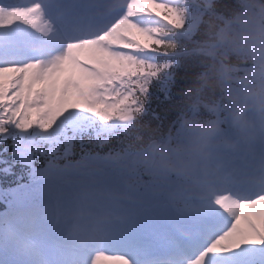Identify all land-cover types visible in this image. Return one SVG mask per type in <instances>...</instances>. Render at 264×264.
I'll use <instances>...</instances> for the list:
<instances>
[{"label":"rangeland","instance_id":"rangeland-1","mask_svg":"<svg viewBox=\"0 0 264 264\" xmlns=\"http://www.w3.org/2000/svg\"><path fill=\"white\" fill-rule=\"evenodd\" d=\"M140 2H142L143 4L146 3L145 4L146 7H147V3L149 4V2L147 0H140ZM206 3H207V5H210L211 4L208 0H206ZM158 9H160V10L162 9L164 12L167 11V13H166L167 17L173 19L171 21V23L174 24V25H176V27L180 31H183L184 28H186L187 30H190L192 28V23L193 22L189 21L190 23H186L181 18L182 16L180 15L179 12H176L175 13L172 10L164 9L162 6L161 7H158ZM252 75L254 77H256V72H254ZM106 104H107V102L104 103V105H105L104 107H100V108L94 110L95 113L93 115H94L95 119L98 120V122H99L98 124L100 125L101 128H105L106 130L110 131L108 122H104L103 120L102 121H99V120H101L102 118H105V117H111L109 115V112L110 111L108 110V108L109 107H112V106L114 108H116V106H114V105H112V106L111 105H108V107H107ZM85 110L86 109H85L84 106H81L79 109L76 108V110H75L74 108H72L71 103L68 104V105H65L64 104V105L60 106L59 108L58 107L53 108L51 111H54V112H51L50 116H54L55 118H60L59 120L65 119L66 122L70 124V123H74L75 120H78V117H81L82 116L79 112H82V111H85ZM32 115L33 114L31 113V110H27L24 113H17L16 118H15V121L17 122L19 120V118L22 117V116L27 117V116H32ZM113 128H112V130H113ZM128 159H129V157H128ZM142 159H143V157L141 156V157H138L136 159H131V161L133 163H138ZM122 162H125V160H123ZM122 162L116 160L114 163H111V164H112V167L118 168L119 172H121L126 167V163H122ZM105 164L107 166L106 170L103 167L101 169H99V170H103V171L104 170L105 171L109 170L110 171L111 168H109V165H110L109 164V161L106 162ZM246 222H248V221H245V222L240 221V223H239V228L243 232H244V230H246V227H248V225L246 224ZM256 223L258 224L259 221H256ZM255 228H256V230H255ZM255 228L253 229L254 232H255V235H256V237H255V239H256L255 240V245L257 246L259 244L260 246H264V229H263V227H258V226H256ZM235 237H237V236H234V237L230 238L229 239V242H232L233 239H235Z\"/></svg>","mask_w":264,"mask_h":264},{"label":"trees","instance_id":"trees-1","mask_svg":"<svg viewBox=\"0 0 264 264\" xmlns=\"http://www.w3.org/2000/svg\"><path fill=\"white\" fill-rule=\"evenodd\" d=\"M244 0H218L217 4L214 5L213 10L215 11V14H209L207 17H205L206 21L204 25L206 24L207 27L204 28V30H200L197 33L198 38H206L209 34V28H212L215 26V24L218 22L217 19L215 21L213 20L215 17H218L220 19H227L229 16H232L235 11H237V7L241 6V2ZM212 15V16H210ZM208 24V25H207ZM209 27V28H208ZM216 27V26H215ZM214 27V29H215ZM213 29V30H214ZM202 40V39H199ZM190 61H193L192 59H189ZM196 61L193 62V64H185V67L177 71V86H179V96H186L189 91L193 90L194 87L201 86L200 79V69L198 70V67L195 65ZM200 63V62H199ZM208 92L212 93L216 90V87L212 85L211 83L207 84ZM173 109L171 106L165 107L164 113L168 116L171 115L173 112ZM162 117V116H161ZM157 121L155 119H151L148 124V128L144 129V132L146 134L150 132H156L157 127Z\"/></svg>","mask_w":264,"mask_h":264},{"label":"bare ground","instance_id":"bare-ground-1","mask_svg":"<svg viewBox=\"0 0 264 264\" xmlns=\"http://www.w3.org/2000/svg\"><path fill=\"white\" fill-rule=\"evenodd\" d=\"M1 74H0V82L2 81V82H4V81H9V78L10 77H12L13 75H15V73H13V72H10V71H4V72H0ZM12 79H14V77L12 78ZM8 87H10L11 88V86H7V88ZM252 211V214L254 215V216H256V214H258V212L257 211H254V208L251 210ZM253 231V230H252ZM251 231V229H246V233H245V235L243 236L244 238H248V240H249V242L251 243V245L253 246L254 244H255V235L253 234V232ZM251 246V247H252ZM232 247V246H231ZM234 247V246H233ZM235 250H234V253H236V252H240V253H245L246 251H247V249L249 248V246H240V245H236L235 247ZM245 249V250H244ZM231 250L232 249H230V247H228L227 248V251L224 253V252H222V251H218V253L220 254V255H222V256H224V257H227V258H229L230 257V254L229 253H232L231 252ZM224 263V262H223Z\"/></svg>","mask_w":264,"mask_h":264}]
</instances>
